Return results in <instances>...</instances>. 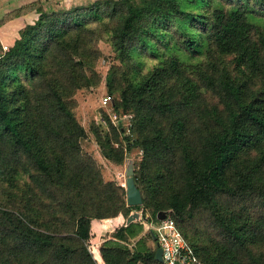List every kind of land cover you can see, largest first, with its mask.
I'll return each mask as SVG.
<instances>
[{"label": "trees", "instance_id": "trees-1", "mask_svg": "<svg viewBox=\"0 0 264 264\" xmlns=\"http://www.w3.org/2000/svg\"><path fill=\"white\" fill-rule=\"evenodd\" d=\"M260 23L264 0H95L41 9L0 58V264H99L89 247L92 221L142 207L155 219L169 214L205 264L226 257L240 264L241 252L246 264H264L263 254L249 250L264 243ZM99 28L126 69L112 66L107 86L131 128L125 134L108 118L109 132L95 130V139L116 165L131 145L141 150L133 167L141 206L128 207L125 189L104 180L74 115L75 93L96 79ZM174 31L181 50L206 59L185 65L161 55L137 77L132 54L149 48L160 55L158 35L169 51L163 36ZM226 57L231 66L221 65ZM143 231V222L124 221L104 237L102 264H162Z\"/></svg>", "mask_w": 264, "mask_h": 264}, {"label": "rangeland", "instance_id": "rangeland-1", "mask_svg": "<svg viewBox=\"0 0 264 264\" xmlns=\"http://www.w3.org/2000/svg\"><path fill=\"white\" fill-rule=\"evenodd\" d=\"M95 0H52L50 1L47 6L51 9H61L66 8L69 9L73 6H81V5H87ZM261 10V9H260ZM262 24V23H260ZM264 25V24H262ZM96 25L90 24L89 27L93 28ZM101 29L99 28L97 31L99 40L95 41L96 50L99 53V57L97 58L95 62V74L96 79L91 82V86L88 88H84L81 90H78L74 95V101H75V107H74V115L79 122V124L85 129L87 132V137L82 142L83 150L91 155V157L95 160L104 180L106 181H114L121 185L125 189V180H126V170L129 166V164L132 165V167H136L138 163L141 161L142 152L139 148L135 147L134 145H131V149L129 152H125L124 160L122 161L121 165L113 164L106 159H104L100 155V149L99 146L96 143L95 139V130H98L103 136L109 132V126L107 123V119L109 114L113 111V102L116 100V102H119V96L118 93L111 94L108 86H107V75L108 71L112 66H117L121 68L122 71H126L125 67L120 64L118 61L116 54L113 52L108 36L100 32ZM180 32L177 34L174 32H170L165 34L163 36V39L166 41H170V49L169 51L164 50L163 47L159 46L161 36L158 35V38L156 40V50L158 51L157 57L156 54H152L150 52V49L142 48L138 50L136 53L132 54L131 57V64L134 66V74L137 77L144 76L147 72H149L152 68H154L157 64L160 62L161 55H164L165 57H175L180 60L181 63L185 65L189 64H195L196 62H200L201 60H204L206 58L203 57V55H195L191 56L188 53L184 52L180 49L177 43V39L180 38ZM162 39V38H161ZM172 40V41H171ZM145 49V50H143ZM222 66H231V58L226 57L222 58L221 60ZM120 73L118 75V79L120 80ZM110 96L112 99V103L109 107L103 108L102 106V100ZM119 114H124L127 116V118L131 122V115L130 113L124 112L122 108L119 107L118 109ZM126 136V135H125ZM130 143L134 142L136 139L135 133L131 134ZM127 140L123 138H119L117 142V146L119 148L125 149L127 147ZM24 178L19 177L18 181L19 183H24ZM142 212L140 218L135 222H143L144 219L151 218L152 219V211L148 208H141L139 210ZM139 211H131L128 215V217L131 214L137 213ZM118 216H122L124 218V221L126 222V219L128 217H125L124 213L119 214ZM117 216V217H118ZM104 219L101 221V224L108 225L109 223L104 222ZM100 221V220H97ZM144 223V222H143ZM143 236L146 238L147 244L151 247L152 250L156 249V245L152 244V240L150 238V235L145 230L143 231ZM260 244L256 245L255 247L251 248L249 247V250L254 252H257L259 254L264 255V243L259 242ZM94 254L97 258V261L99 264H102L101 259L98 257L97 252L94 251ZM230 256V255H229ZM218 259V258H217ZM218 264H232L230 257H226L223 260L218 259ZM237 260L240 262V264H246L245 260V253L241 252L237 254Z\"/></svg>", "mask_w": 264, "mask_h": 264}, {"label": "crops", "instance_id": "crops-1", "mask_svg": "<svg viewBox=\"0 0 264 264\" xmlns=\"http://www.w3.org/2000/svg\"><path fill=\"white\" fill-rule=\"evenodd\" d=\"M50 1L52 0H0V45L12 48L19 39L20 31L26 26L34 25L41 9L46 10ZM101 221L103 220L91 223L89 247L94 258V251L99 256L98 249L103 238L119 228L124 223V218L118 216L105 220L109 224L104 226ZM152 244L154 245L153 240Z\"/></svg>", "mask_w": 264, "mask_h": 264}, {"label": "built area", "instance_id": "built-area-1", "mask_svg": "<svg viewBox=\"0 0 264 264\" xmlns=\"http://www.w3.org/2000/svg\"><path fill=\"white\" fill-rule=\"evenodd\" d=\"M10 47L0 45V58L3 57ZM110 96L102 100L103 108L111 105ZM109 121L119 126L125 134H129L131 122L124 114L111 112L108 116ZM139 218L142 212H137ZM145 230L150 235L156 248L161 249L162 264H205L195 254L192 247L185 241L180 231L175 226L169 214H165L162 220L146 218L144 219Z\"/></svg>", "mask_w": 264, "mask_h": 264}, {"label": "water", "instance_id": "water-1", "mask_svg": "<svg viewBox=\"0 0 264 264\" xmlns=\"http://www.w3.org/2000/svg\"><path fill=\"white\" fill-rule=\"evenodd\" d=\"M133 167L131 164H129L125 176V192H126V203L128 207H136L142 205V199H141V193L138 190V188L135 185L134 179H133ZM165 214L160 213L158 214V219L162 220L164 218ZM139 219V216L137 213L131 214L126 219V225L133 223ZM155 257L158 260V262L162 263L161 258V249L158 248L155 253Z\"/></svg>", "mask_w": 264, "mask_h": 264}]
</instances>
